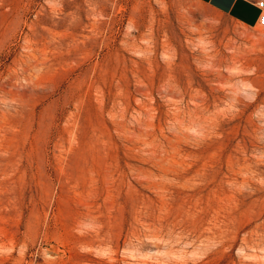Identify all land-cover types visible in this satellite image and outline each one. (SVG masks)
Here are the masks:
<instances>
[{
  "label": "rangeland",
  "instance_id": "1",
  "mask_svg": "<svg viewBox=\"0 0 264 264\" xmlns=\"http://www.w3.org/2000/svg\"><path fill=\"white\" fill-rule=\"evenodd\" d=\"M0 264H264L260 25L0 0Z\"/></svg>",
  "mask_w": 264,
  "mask_h": 264
},
{
  "label": "crops",
  "instance_id": "2",
  "mask_svg": "<svg viewBox=\"0 0 264 264\" xmlns=\"http://www.w3.org/2000/svg\"><path fill=\"white\" fill-rule=\"evenodd\" d=\"M216 11L225 13L233 19L246 24H259V17L264 7L258 2L260 0H197Z\"/></svg>",
  "mask_w": 264,
  "mask_h": 264
},
{
  "label": "built area",
  "instance_id": "3",
  "mask_svg": "<svg viewBox=\"0 0 264 264\" xmlns=\"http://www.w3.org/2000/svg\"><path fill=\"white\" fill-rule=\"evenodd\" d=\"M258 4L261 7H264V0H260ZM259 25H260V30L262 35H264V10L261 12L260 17H259Z\"/></svg>",
  "mask_w": 264,
  "mask_h": 264
}]
</instances>
